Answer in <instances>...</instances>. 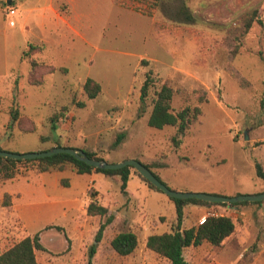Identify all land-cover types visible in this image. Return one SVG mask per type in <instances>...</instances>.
<instances>
[{"label":"rangeland","instance_id":"rangeland-1","mask_svg":"<svg viewBox=\"0 0 264 264\" xmlns=\"http://www.w3.org/2000/svg\"><path fill=\"white\" fill-rule=\"evenodd\" d=\"M9 1L0 0L1 148L24 153L60 144L88 149L110 162L136 158L175 190L226 196L264 191V179L256 172L257 162L264 168V0H159L152 15L118 0ZM30 57L44 63L37 75L41 84L29 80ZM50 65L56 67L51 73ZM149 70L156 81L143 107L141 86ZM88 77L101 84L95 98L84 89ZM164 82L175 89L174 111L202 107L178 145L177 126L148 123L155 92ZM203 91L208 101L200 100ZM18 165L20 174L35 167L33 162ZM40 175L31 172L29 183L7 180L0 185V206L10 203L7 192L19 188L20 202H46L44 192L31 191L40 185ZM63 176L68 179L71 172ZM97 186L106 200L124 199L125 193L131 199L111 204L122 215L120 228L135 218L152 223L162 215H177L166 193L150 190L136 175L125 192L115 176ZM84 187L68 191L81 200ZM47 188L53 195L62 186ZM216 209L232 216L235 231L220 246L205 241L187 248V264H264V201ZM44 211L28 209L24 228L19 219L1 218L0 253L26 234L40 232L46 246L37 251L40 264H88L96 232L79 249L70 241L61 252L68 244L61 225L68 224L70 215ZM194 216L195 211L189 212L190 220ZM48 224L56 226L46 228ZM134 227L140 243L132 254L119 255L103 239L93 264H169L144 246L143 226ZM176 227L174 222L166 230Z\"/></svg>","mask_w":264,"mask_h":264},{"label":"trees","instance_id":"trees-1","mask_svg":"<svg viewBox=\"0 0 264 264\" xmlns=\"http://www.w3.org/2000/svg\"><path fill=\"white\" fill-rule=\"evenodd\" d=\"M119 4L123 7L132 8L136 11H141L144 14L152 15V10L159 3V0H118ZM145 5L146 8L142 7ZM33 50H38L40 47L32 45ZM30 53V50L28 51ZM31 70L29 74V80L34 84H41L42 79H37L38 69L42 64L34 57H30ZM49 73L56 70V67L50 65ZM155 77L152 75V71L149 70L146 74V79L141 86L140 100L142 106L145 107L146 99L149 96L150 88L155 84ZM84 89L90 98H95L102 90L101 84L92 77H88L84 84ZM156 97L153 101V107L150 112L148 123L151 126L162 128L165 125L177 126V133L174 137L176 145L180 143V136L184 135L186 131L195 124L200 114L202 113V107L200 105H187L179 111H174L172 107V99L175 94V89L168 82H164L157 90ZM202 102L208 101L207 92L199 96ZM18 110L12 109V119H16ZM123 138V135L119 137L117 144ZM57 146H61L58 144ZM0 149H3L0 147ZM90 157L103 159L95 152L88 149H84ZM22 162H33L37 171H52L61 170L66 167H73L78 173L92 172L93 170L103 172L109 176L118 175L121 179V189L126 191L127 182L134 172L143 181H145L149 187L162 191L155 186L151 181L141 175L133 166L128 165L117 169H104L100 167H94L86 163L83 160L78 159L70 153L60 152L53 155L31 158V159H15L0 155V181L13 178L21 173L19 165ZM151 170L152 166L145 163ZM153 171V170H152ZM154 174L160 178V176L153 171ZM257 175L264 179V168L257 162L256 163ZM161 179V178H160ZM161 181H163L161 179ZM164 182V181H163ZM165 183V182H164ZM163 192V191H162ZM89 193L91 195V201L87 207V213L89 216L101 215L106 217L101 221L100 226L95 234L94 242L88 248V264H93V259L97 253L98 243L101 242L104 232L108 224L113 220L114 214L109 213L107 206L99 203V200L95 198L97 191L90 188ZM9 196V194H6ZM176 205L177 211V227L172 231H165L162 233H153L147 237L146 247L154 251L155 253L165 257L170 264H187V258L185 250L191 246L197 247L208 241L214 246H220L224 240L228 238L236 229V222L230 215L221 214L208 216L204 223L194 224L190 227L182 228V222L184 219V208L187 204H220L238 206L240 204L247 203H262L263 200L258 201H238V202H213L200 198H176L169 196ZM4 203L7 205L6 200ZM54 225H49L47 228H51ZM111 247L119 255H129L135 251L139 244L138 235L131 229L122 230L117 233L110 241ZM45 246L41 242L40 232L34 235H27L18 242H15L10 247L6 248L0 253V264H40L37 258V251L44 250Z\"/></svg>","mask_w":264,"mask_h":264},{"label":"crops","instance_id":"crops-1","mask_svg":"<svg viewBox=\"0 0 264 264\" xmlns=\"http://www.w3.org/2000/svg\"><path fill=\"white\" fill-rule=\"evenodd\" d=\"M9 3H11V0ZM67 170L71 172V176L68 179H66L63 176L64 172H66ZM31 172H37V173L41 174L40 175L41 179L39 180L40 185L37 188L32 186L34 188H31V191H33V193H35V191L44 192V196H45V198H47L46 202H41V201H36L33 203L32 202H20V200L22 199L21 197L23 196L22 188H19L16 191L11 190V191L6 193V194L11 195L10 203L8 205H1L0 206V220H2L1 218H5V219L13 218L14 220L19 219V221L22 222L23 228H24L25 227L24 222H25L26 217H27L28 209L35 208L38 206L40 208L44 207V209H45L44 212L50 213L51 215H56V216H63V215L69 216L70 215V219H69L68 224L65 226L61 225L63 228L62 232L66 235L67 241H68V244L66 243L67 246L65 245L64 248L59 249V251H61V252L65 251L69 248L70 241L72 242L73 247L77 246L79 249V246L82 245V243H84V242L86 243L87 239H90L91 235L94 234L95 232H97L101 221L106 219V217H102L101 215H96V216H89L88 215L87 207L91 201V195L89 193L90 188L97 191V195L95 196V198H97L99 200V203H101L104 206H107L109 208V213L114 214V218L108 224V226L104 232V236L102 238V240L104 239L103 240L104 242H106V240H107L109 244H110L111 239L117 233H119L122 230L131 229L134 232H136L138 235L139 230L136 229L134 226L140 227L142 225L143 230L141 232L144 234L143 235V244H144V246H146L147 237L150 234L165 232V231H167L166 229L169 227V224H173L174 222H177V215L176 214H175V216L172 217V219H169L168 217H166V219H164L163 218L164 215H162V216H160V221L154 220L151 223V222H148L147 220L146 221H142V220L139 221L135 218L133 220V224H131L128 227L120 228L119 222L121 221L122 215L118 213L119 211L117 209H115V208L113 209L111 207V204H112V202H118L120 200L126 199V197H128V194L125 193L124 199L109 198L106 200L104 197V194L101 192L100 188L97 186V183H99V181L103 180L104 178H106V177L110 178V177H114V176L120 178L118 175L109 176L103 172H99V171H95V170H93L92 172L78 173L73 167H66L65 169H61V170H52V171H43V172L37 171L36 169H28L24 174H18L17 176L10 178V179H7V180H19L22 182H28L29 183L30 182L29 176H30ZM48 173H51L52 177L49 175H45ZM133 175H136V174L134 172H132L130 178ZM136 176H138V175H136ZM7 180L3 181L0 185H2ZM143 182L146 184V186L150 190H155V189L149 187V185L145 181H143ZM82 184L85 186L84 187V197H83V199L79 200L78 194L77 193L71 194V192L68 191V188H72L73 186L76 188L78 186H81ZM49 185H51V187H55V188L62 186V188H59L60 192L51 195L50 193L48 194V188L47 187ZM155 191H158V190H155ZM160 192H162V191H160ZM33 195L35 196L36 194H33ZM170 200H172V199H170ZM130 201H131V199H130ZM219 205L220 204H212V205L198 204V203L187 204L184 208L185 215H184V219L182 222V228L190 227L194 224H197L199 217L206 215L210 211L213 212L214 210H218L216 208ZM188 207H189V209H187ZM234 208L237 209L238 207H234ZM187 210H188V212H187ZM12 211L13 212L15 211L16 214L11 215ZM192 211H195V216H194L193 220H190L189 219V212L191 213ZM160 222L163 225L162 229L159 228ZM122 224H125L124 221ZM138 224H140V225H138ZM49 225L56 226L55 224H48L46 226V228ZM27 235H31V234H26V236ZM85 239H86V241H84ZM138 239H139V243H140V236L139 235H138ZM0 242H1V240H0ZM42 244H43V242H42ZM85 247H87V246H85ZM45 248H46V246H45ZM97 251H98V247H97ZM87 262H88V260H87Z\"/></svg>","mask_w":264,"mask_h":264},{"label":"water","instance_id":"water-1","mask_svg":"<svg viewBox=\"0 0 264 264\" xmlns=\"http://www.w3.org/2000/svg\"><path fill=\"white\" fill-rule=\"evenodd\" d=\"M10 2V1H9ZM246 138L248 135L246 134ZM65 152L70 153L77 157L80 160L85 161L86 163L93 165L94 167H100L104 169H117L124 166L131 165L133 166L141 175L151 181L155 186L160 188L168 196L176 198H200L207 201L213 202H238V201H258L264 199V191L260 193L253 194H239L235 196H226L206 192H192V191H181L170 188L166 183L161 181L154 172L142 161L136 158H127L118 162H110L105 159H99L95 157H90L84 149L71 147V146H53L50 149L38 152H13L4 149H0V155L11 157L15 159H31L38 157H45L53 155L56 153Z\"/></svg>","mask_w":264,"mask_h":264},{"label":"built area","instance_id":"built-area-1","mask_svg":"<svg viewBox=\"0 0 264 264\" xmlns=\"http://www.w3.org/2000/svg\"><path fill=\"white\" fill-rule=\"evenodd\" d=\"M16 11H17V10H16L15 8H13V7H11V8L9 9L10 14H15ZM10 22H11L12 25H14V23H15L14 20H11ZM213 215H219V213L216 212V211H213V212L210 211V212H208L206 215H204V216L201 217V219L199 220V223H200V224L204 223L205 220H206V218H207L208 216H213Z\"/></svg>","mask_w":264,"mask_h":264}]
</instances>
